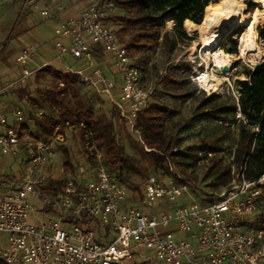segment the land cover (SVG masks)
Here are the masks:
<instances>
[{"label":"built area","instance_id":"1","mask_svg":"<svg viewBox=\"0 0 264 264\" xmlns=\"http://www.w3.org/2000/svg\"><path fill=\"white\" fill-rule=\"evenodd\" d=\"M37 1L24 0V6L38 10L44 19L56 18V59L69 55L79 63L76 69L59 72L75 75L96 96H105L140 139L136 120L155 88L144 87L142 70L111 28L113 4L77 0L81 7L67 11L66 0H46L44 8ZM35 54L34 43L21 48L15 58L20 76L2 93L50 67L43 63L31 68ZM103 56L112 77L98 65ZM43 117L38 111L27 118L22 108L14 107L10 118L0 108V157L21 166L0 174V264H264V221L250 216L260 201L264 176L249 182L242 172L236 173L212 199L197 201L188 181L168 164V179L151 176L138 193L104 163L89 133L83 140L85 164L56 168L53 158L64 142L59 126L42 138L29 129L31 118ZM195 154L197 166L214 155ZM129 192L133 196L128 198ZM183 195L189 202L176 205ZM141 249L153 251L155 257L141 255Z\"/></svg>","mask_w":264,"mask_h":264},{"label":"rangeland","instance_id":"2","mask_svg":"<svg viewBox=\"0 0 264 264\" xmlns=\"http://www.w3.org/2000/svg\"><path fill=\"white\" fill-rule=\"evenodd\" d=\"M0 1L3 4L9 3L8 0ZM241 1L245 5L242 14L246 16V21L240 25H232V28L230 27L229 29V35L227 34L220 37L217 42L218 46H216L212 52L213 54L214 52L222 51L229 56L226 60L228 66L225 74H223L222 70L217 67H211L209 69L210 73H213L221 80L222 84L216 88L213 86L202 87L197 80V70L205 68L204 61L213 64L211 60L212 55L205 51H201L202 39L205 35L200 29L190 33L183 26L189 39L178 40L174 34H171L170 41L175 43L173 48L170 50L169 46L160 44L154 52L146 55V65H143V62L141 63L140 61L142 55L131 52L134 62L143 67V85L145 88L151 87L160 90L165 82L169 69L180 64H186L191 68L192 76L190 77V80L198 89V92L193 99L174 102L167 96L162 98L161 102L167 105L170 109L175 110L177 115L165 126V134L171 139L174 148L164 155L155 152L156 155L164 156V160L160 161L157 166H154L152 153L146 151V149L149 150V148H146V146L140 142L138 135L132 133L119 119L115 110V113L112 112V107L105 96L97 97L86 88V91L80 94V102L82 104V109L80 110L78 109V105L73 101L70 88H68L66 84L63 85L64 82L62 78L48 76L43 72L44 70L42 72L39 71L23 83V85H25V89H22L23 93L20 94L18 93L19 91H16L14 94L12 92L11 95L13 100L9 103H1V106L7 108V112L9 113L15 106L20 107L27 118L33 117L34 113L41 111L44 115L42 120L48 121L50 119H56L58 114L51 106L50 99L46 96V91L50 90L58 93V97L62 99L65 104H69V108L72 109V117L64 127H60L59 132L63 135L64 142L57 146V154L59 155L53 158V165L56 168L61 166V164L65 165L66 162L69 163V165L85 164V155L87 154V151L83 139L87 133V127L84 121L103 124L112 120L115 128V136L120 147L121 155L124 159L122 170L123 178L131 185L136 186L138 188V193L144 188L146 179L151 176L162 180L168 179V164H170L172 165L174 172L183 176L188 181L190 194L196 198L195 200L200 201L205 198L207 194H218L228 186H223L221 184L218 185V182L215 181L212 176L206 177V173L208 168L220 158L223 159L225 164H228L231 161L237 140V131L234 129L232 136L225 138L222 131L215 126L214 121L200 120L192 122V118L197 112V108L200 106L203 99L202 93L205 97L214 93L222 92L233 94V82L236 80L243 81L244 77L241 75L244 73L245 69L254 66L264 59V41L260 39V34L258 32L260 29H264V20H261L262 22L260 21L254 27V31L257 35V39L255 40L257 53L255 55L248 53L244 58H240L241 39L250 28L251 21L249 19L251 15L249 13L254 9L259 10L260 12H263L264 10L261 2L259 3L254 0ZM10 4L12 7H5L0 12V18L4 19V22H9V24L15 25L14 23L19 20L21 21V25L25 22V19L33 15V13L34 15H37L34 16L35 18L39 16V11L33 10L31 6H24L23 0H18ZM250 4H253L254 6L250 7ZM120 14L121 11L115 9L110 16H118ZM34 17L29 19H35ZM109 22L113 30H118L119 25L117 23L112 22L111 20H109ZM10 29L11 28L8 27L5 29V32H9ZM172 30L173 23L167 22L162 29V32H172ZM125 40L126 39L122 41L125 43ZM28 43L29 41L25 36H20L16 39H11V37H9L5 42L0 43V86L9 80L10 75H19V69L14 61L19 48L21 49V47L26 46ZM66 60L72 69L78 68L79 65H75L71 58H66ZM52 66L57 69L51 67V69H54L55 71H64V68L59 61L53 62ZM77 113H80L79 117L76 115ZM31 119L32 122L28 124L30 132L36 137H44L45 135H43L40 128H38V125L42 120L35 121L34 118ZM203 143H206L210 148L219 146L224 150L222 152H212L214 154L213 158L200 166L196 165L195 158H183L177 154L187 152L190 147L195 150L199 149L200 145ZM170 154L173 155L170 156ZM19 164L20 162L18 163L17 161H14V159L0 157V174H8L10 171H18L19 168H21ZM235 174V169L232 168L233 179H236ZM131 196H133V193L129 192L128 198ZM258 199H260V201L250 216L252 219H256V221H262V217H264L263 189L262 194ZM129 200L130 199H127L125 204H127ZM189 200L190 199L187 196L183 195L175 204L184 205L188 203ZM30 202L34 209L39 208V205L36 204L35 201L30 200ZM28 220L31 223L34 221L31 215H29ZM139 253L143 256H150L151 258L155 257L153 251L149 249H141L139 250Z\"/></svg>","mask_w":264,"mask_h":264},{"label":"trees","instance_id":"3","mask_svg":"<svg viewBox=\"0 0 264 264\" xmlns=\"http://www.w3.org/2000/svg\"><path fill=\"white\" fill-rule=\"evenodd\" d=\"M108 1L113 4L115 9L121 11L120 15L109 17V20L119 25L116 30L118 37L122 40L126 39L127 49L142 55L140 61L146 65V55L154 52L160 44L169 46L170 50L173 48L175 43L170 41L171 34H174L178 40L189 39L183 26L190 23L201 25L206 7L220 0ZM252 6L254 5L250 4V7ZM167 22L173 23L172 32H162ZM258 32L260 39L264 41V29H260ZM139 68L143 71V67L139 66ZM43 70L48 76L62 78L63 85L66 84L70 88L73 101L81 110L80 94L84 93L87 87L75 75H63L51 67ZM191 76V68L186 64L171 67L161 89H154L150 95L147 109L136 120L140 139L142 144L151 150L154 166L163 161V155L174 148L171 139L165 134V126L175 118L177 112L170 109L161 100L165 96L174 102L193 99L198 89L191 82ZM241 76L244 77L243 81L233 82L234 95L222 92L205 97L202 93L203 99L192 118V122L214 121L215 126L222 131L225 138L232 136L234 129L237 131V140L231 161L225 164L220 158L208 168L206 173V177L212 176L218 185L223 186H229L232 182V168L236 173L242 172L244 179L249 182H257L264 176V59L254 66L246 68ZM18 91L20 94L23 93L22 89ZM46 96L50 99V104L58 115L56 119L42 120L38 125L41 133L45 136L50 135L58 126L59 128L64 127L72 117V109L69 108L68 103L65 104L58 97V93L49 90L46 91ZM112 110L115 113L113 108ZM79 114L76 115L79 117ZM237 114H240V117H237ZM84 122L87 133L91 134L90 141L103 153L104 163L128 187L138 190L136 186L131 185L123 178L124 159L115 136L113 121L109 120L103 124ZM223 150L219 146L210 148L206 143H203L199 149L195 150L190 147L187 152L177 154L183 158H195L196 151L216 153ZM155 152L163 155H156ZM172 155L170 154V156ZM65 165L70 166L67 162ZM261 189L264 191V185L261 186ZM203 199H212V195L207 194ZM262 221H264V217H262Z\"/></svg>","mask_w":264,"mask_h":264},{"label":"bare ground","instance_id":"4","mask_svg":"<svg viewBox=\"0 0 264 264\" xmlns=\"http://www.w3.org/2000/svg\"><path fill=\"white\" fill-rule=\"evenodd\" d=\"M254 1L259 3L261 2L264 9V0ZM244 8L245 5L241 0H220L219 2L206 7L203 24L197 25L190 23L185 26L190 33L195 32L198 29L204 33L205 37L202 39L201 51H205L212 55L210 56L213 64H210L208 61H204L205 68L197 70V80L202 87L213 86L216 88L222 84L221 80L213 73H210L209 69L211 67H217L221 70L227 69L228 63L226 60L229 56L224 54L222 51L214 52L213 54L212 52L215 47L218 46L217 42L220 37L227 35L232 25H240L246 21V16L242 14ZM249 14L251 15L249 19L251 21L250 28L242 36L240 58H244V56H247L248 53H252L251 55H255L257 53V47L255 44L257 35L254 31V27L261 20H264V10L263 12H260L259 10L254 9Z\"/></svg>","mask_w":264,"mask_h":264},{"label":"crops","instance_id":"5","mask_svg":"<svg viewBox=\"0 0 264 264\" xmlns=\"http://www.w3.org/2000/svg\"><path fill=\"white\" fill-rule=\"evenodd\" d=\"M8 1H9L8 4H3L0 1V12L2 11L3 8L10 7L11 6L10 3L18 1V0H8ZM36 3L41 8H44L47 4L46 0H39ZM65 5H66L65 8L67 9V11H69L71 8H74L75 5H78L79 6V7L77 6L78 8L81 7V4H78L77 0H66ZM34 16H37V15H34V13H33V15H31L30 17H27L25 19V22L22 23L21 25H20L21 21H19V20L14 23L15 25H12V24H9V22H4V19L0 18V43L5 42L6 39L9 37H11V39H13V38L16 39V38H19L20 36H25L29 41L28 44L34 43L35 47H36V54H35V57L33 59V63L30 65L31 68H35L36 66L43 64V63H49L50 67L56 69L55 67L52 66V63L56 62V61H59L60 64L63 66V68H65V67L70 68L69 63L66 60V58H69V59L71 58L69 55H65L64 57L61 58V60L56 59L58 51L54 46V40H53V29L56 25V21H55L56 18L53 17V18L44 19L40 15L36 18ZM33 17L35 19H32V20L29 19V18H33ZM8 27L11 28L10 31L5 32V29H7ZM23 47H21V48H23ZM20 50L21 49L19 48L18 53ZM18 53H17V55H18ZM72 61L75 63V65H79L78 61H76L74 59H72ZM97 62H98V65L102 67L104 72L108 76L112 77L111 72H110L111 65H110L108 58L106 56H103L102 58L97 60ZM15 65H16V63H15ZM18 69H19V67H18ZM19 76H20V69H19V75L18 76L15 74L10 75L9 80L5 84L0 86V108L2 110H4V112L6 113V115L8 117H10V116L12 117V109H11L10 113L7 112V108H4V106H1V103H6V102L9 103L10 101H12L13 97H12L11 93L12 92L14 93L20 89H25V85L22 84L18 87L10 88L3 93L1 92V90L3 89V87L5 85L16 80ZM15 107H17V106H15Z\"/></svg>","mask_w":264,"mask_h":264},{"label":"water","instance_id":"6","mask_svg":"<svg viewBox=\"0 0 264 264\" xmlns=\"http://www.w3.org/2000/svg\"><path fill=\"white\" fill-rule=\"evenodd\" d=\"M225 72H226V69H222V73L225 74Z\"/></svg>","mask_w":264,"mask_h":264}]
</instances>
